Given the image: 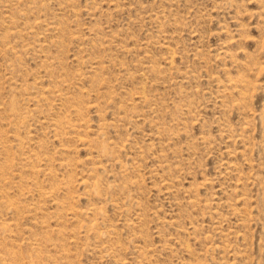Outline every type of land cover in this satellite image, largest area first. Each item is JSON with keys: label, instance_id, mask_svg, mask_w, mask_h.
<instances>
[{"label": "rangeland", "instance_id": "rangeland-1", "mask_svg": "<svg viewBox=\"0 0 264 264\" xmlns=\"http://www.w3.org/2000/svg\"><path fill=\"white\" fill-rule=\"evenodd\" d=\"M0 264H264V0H0Z\"/></svg>", "mask_w": 264, "mask_h": 264}, {"label": "bare ground", "instance_id": "bare-ground-1", "mask_svg": "<svg viewBox=\"0 0 264 264\" xmlns=\"http://www.w3.org/2000/svg\"><path fill=\"white\" fill-rule=\"evenodd\" d=\"M43 25V24H42ZM55 125V124H54ZM102 144L100 143V146H101ZM104 154H106L107 155V145L105 144V145H103V147L101 146V153H100V155H104ZM105 156V155H104ZM103 156V157H104ZM94 183V182H93ZM98 183V182H97ZM99 184V183H98ZM97 184V185H98ZM92 186V185H91ZM93 187V186H92ZM94 191V190H93ZM92 191V192H93ZM95 211V210H94ZM92 213H94V212H92ZM92 223V222H91ZM92 225V224H91ZM83 226H85V225H83ZM94 225H92V227H93ZM91 227V228H92ZM86 229V228H85ZM89 229V228H88ZM86 231V230H85ZM91 231H93V230H91Z\"/></svg>", "mask_w": 264, "mask_h": 264}]
</instances>
